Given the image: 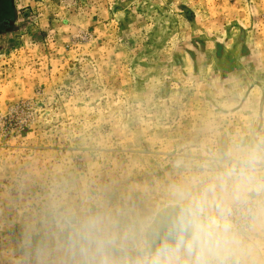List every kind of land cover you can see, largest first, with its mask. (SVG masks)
I'll use <instances>...</instances> for the list:
<instances>
[{
  "label": "rangeland",
  "instance_id": "374dc122",
  "mask_svg": "<svg viewBox=\"0 0 264 264\" xmlns=\"http://www.w3.org/2000/svg\"><path fill=\"white\" fill-rule=\"evenodd\" d=\"M5 7L0 264H34L26 227L54 181L138 196L181 159L264 137V0Z\"/></svg>",
  "mask_w": 264,
  "mask_h": 264
},
{
  "label": "clouds",
  "instance_id": "9594fccd",
  "mask_svg": "<svg viewBox=\"0 0 264 264\" xmlns=\"http://www.w3.org/2000/svg\"><path fill=\"white\" fill-rule=\"evenodd\" d=\"M25 245L34 264H264V137L181 159L138 196L54 181Z\"/></svg>",
  "mask_w": 264,
  "mask_h": 264
},
{
  "label": "flooded vegetation",
  "instance_id": "af4514ba",
  "mask_svg": "<svg viewBox=\"0 0 264 264\" xmlns=\"http://www.w3.org/2000/svg\"><path fill=\"white\" fill-rule=\"evenodd\" d=\"M5 2H6V0H0V21L6 12ZM15 18H16V20L18 19L17 14H16ZM2 23L7 25L8 30H12V29H15L17 27V22H15V20L14 21H12V20L8 21V23H7V21H2Z\"/></svg>",
  "mask_w": 264,
  "mask_h": 264
}]
</instances>
